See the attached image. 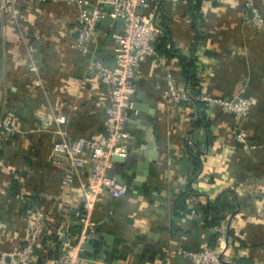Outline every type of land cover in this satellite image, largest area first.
<instances>
[{
	"label": "crops",
	"instance_id": "0c3cea01",
	"mask_svg": "<svg viewBox=\"0 0 264 264\" xmlns=\"http://www.w3.org/2000/svg\"><path fill=\"white\" fill-rule=\"evenodd\" d=\"M195 2L162 1L156 43L167 34L172 48L155 46L164 64L141 65L138 114L128 112L126 122L133 142L113 166L129 191L92 213L83 255L94 264H191L188 254L204 244L231 264H264V31L246 22L241 0H203L199 29ZM77 15L71 0H0V264L28 242L33 225L43 228L32 264H56L62 243L79 234L87 169L54 163L50 152L58 141L107 132L110 94L92 64L114 66L122 22L100 23L84 51ZM186 93L247 99L250 112L237 120L213 108L208 127H193L197 112ZM240 130L255 149L238 144ZM64 176L71 186L62 185ZM182 195L186 208L177 214Z\"/></svg>",
	"mask_w": 264,
	"mask_h": 264
},
{
	"label": "built area",
	"instance_id": "2783aa9c",
	"mask_svg": "<svg viewBox=\"0 0 264 264\" xmlns=\"http://www.w3.org/2000/svg\"><path fill=\"white\" fill-rule=\"evenodd\" d=\"M45 3L59 0H40ZM163 0H71L78 7V38L77 42L86 44L98 37V26L102 22H122V30L113 34L116 42L114 66L105 67L92 64L102 83L108 88L110 104L105 112L107 116V132L92 135L89 139L79 138L74 142L58 141L51 148L50 159L57 164H67L72 170L87 169L85 178L80 184L82 205L75 212L79 225V234L74 240L62 243L61 258L56 264H94L83 255L85 242L94 234L92 213L105 198L120 199L128 191V185L120 180L114 172V157L125 159L128 146L133 142L126 128L127 114L137 115L135 108L136 84L139 79L141 65L150 58L161 64L166 62V56L156 52L155 44L162 34L158 23L159 10ZM247 10L246 22L259 31H264V19L258 8V3L264 5V0H241ZM85 51V50H84ZM170 92H174L173 82H169ZM192 96L186 93L184 101H190ZM196 99L202 102L206 111L213 108L224 113H230L237 120L245 119L250 112L251 102L238 98L225 100L200 93ZM50 123L43 120V128H49ZM237 142L247 150L255 149L243 130L237 132ZM2 160L0 159V166ZM62 185L73 184L71 176H64ZM43 226L33 225L30 228L28 242L20 249L3 255L9 257V264H32L35 260L37 239ZM60 238L63 233L58 232ZM191 264H231L224 261L217 251L204 244L198 251L188 254Z\"/></svg>",
	"mask_w": 264,
	"mask_h": 264
},
{
	"label": "trees",
	"instance_id": "16d2710c",
	"mask_svg": "<svg viewBox=\"0 0 264 264\" xmlns=\"http://www.w3.org/2000/svg\"><path fill=\"white\" fill-rule=\"evenodd\" d=\"M202 1L203 0H196V2L192 5V15H193L194 20L197 23L199 21V26H198L199 29H200V25L202 23V17L199 16L200 15V11H199L200 6L199 5H200V3ZM159 14H160V10H159ZM198 28H197V30H198ZM200 32L201 31L199 30L198 33L201 35ZM165 35H166V39L163 42H161L159 44H157V43L155 44L156 49H158L159 52H165L166 51V47H167L168 44L172 48V44L170 42V39L168 38V35L167 34H165ZM198 39H200V38L198 37ZM174 53H175V51H174ZM179 58H180V62L182 63V65L184 67V70H185L186 74H189V68H190L189 61L183 56H179ZM188 79L190 81H192V83L189 84L191 89L194 88L195 84H194L193 79H191V77H188ZM196 97H193L194 99L191 98V100H190L191 104L195 107L196 112H197V119L194 122L193 127H197L199 125H203L205 127H208V121H207V118H206V112L207 111L205 109L204 104L202 102L198 101L196 99ZM186 194H188V193H186ZM184 198H185V195H182L176 201L175 212L177 214H180V213L184 212L183 210H185V208H186ZM213 226H215V222L213 223Z\"/></svg>",
	"mask_w": 264,
	"mask_h": 264
},
{
	"label": "water",
	"instance_id": "95a60500",
	"mask_svg": "<svg viewBox=\"0 0 264 264\" xmlns=\"http://www.w3.org/2000/svg\"><path fill=\"white\" fill-rule=\"evenodd\" d=\"M135 108H136V106H135ZM121 158H118V157H114L113 158V161H118V160H120ZM145 251H147V250H145Z\"/></svg>",
	"mask_w": 264,
	"mask_h": 264
}]
</instances>
